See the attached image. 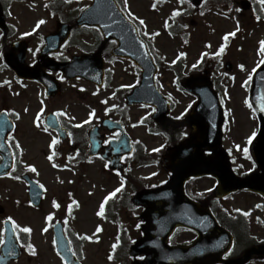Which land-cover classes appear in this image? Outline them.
<instances>
[{"label": "rangeland", "instance_id": "obj_1", "mask_svg": "<svg viewBox=\"0 0 264 264\" xmlns=\"http://www.w3.org/2000/svg\"><path fill=\"white\" fill-rule=\"evenodd\" d=\"M259 3L258 8L264 10V0H254ZM128 7L130 12L140 20H143L142 28L148 33L149 39L153 42L157 50V55L164 65H169L179 61L174 68V72H164L157 74V80L161 81V89L163 92L173 95L176 100L175 114H180L187 111L188 105L193 98L189 95L179 92L174 86L175 77L181 79L188 74H196L199 68L206 67L209 71L215 72L219 77V85L221 87L227 86V101L225 103V139L224 147L229 149L233 158L234 166L239 167V173L250 171L253 166L250 162L243 161V152L248 143L255 135L257 129L256 119L252 114V110L246 104V92L244 82L250 74V68L256 63L260 62L264 57L261 51V41H264V19L260 18L254 9L244 10L238 8L241 0H237V4L228 7L229 14L214 8L209 13L206 12L204 16L190 15L181 16V13L176 14L174 25L176 27V37H171L165 32V28L171 25L172 16L178 11L185 9L186 4H182L181 0H122ZM46 0H24L13 2L12 9L15 14L13 17L19 19L18 23L22 30L30 28L33 21L37 18L47 17L44 11ZM88 4L87 2L79 3L78 6ZM155 4V7L153 5ZM154 8L156 11H151ZM13 17L11 19H13ZM241 25V33L236 40L227 42L224 47L225 54L218 62V56L221 53V48L224 46L225 37L234 36L229 35L238 28L237 19ZM197 21L196 25L191 24V20ZM210 23H213L216 31L209 29ZM191 24V25H190ZM52 25V21L48 22V27ZM236 33V32H235ZM187 35V36H185ZM237 35V34H236ZM183 36L189 38V47L185 49ZM229 39V38H228ZM227 39V40H228ZM73 46L69 50L73 52ZM183 53L184 55H181ZM227 54V55H226ZM67 55L64 54V57ZM216 59L218 66L215 68L210 65V60ZM230 61L233 63V71L227 72L224 64ZM2 59L0 57V64ZM236 63V66H235ZM243 65L244 68L239 69ZM199 66L198 68H194ZM111 67L115 68L116 75L111 82L113 87L102 92L93 91V86L85 81L69 82L61 80L62 92L59 98L54 101L46 102L47 106L43 109L47 112L55 109H61L63 114H66L69 119L84 117L86 114L95 113L91 115L95 121L102 116L110 114L112 109L123 111L126 109L122 98L123 90L115 95V86L120 84L126 85L129 89L138 81L134 68L127 62H119ZM210 67V68H209ZM238 69V70H237ZM237 70V71H236ZM222 73H225L222 75ZM232 73V74H229ZM229 76H227V75ZM158 83V82H157ZM117 90V89H116ZM115 95V96H114ZM22 113V122L28 125L23 132L26 134L25 138L29 143V150L31 156L28 157L29 163H34L39 166V174L49 187L48 198L46 199V206L43 210H33L24 205L25 196L20 192V188L15 187V202L20 199L22 205H18L15 209L14 217L16 222L21 225L19 228L23 232L24 227H31V244L33 250L30 251V246L25 247V254L23 258L13 264H59L53 249V235L49 230L47 212H53L56 218L65 221L67 229L73 232L75 239L81 241L82 237L88 241L83 245V250L87 254L89 260L87 264H107L105 256L109 254L110 243V220L100 218L99 202L102 200L106 192H108L116 183H107V174L103 171V161L100 158H94L92 166L84 173L76 162H67V158H73V152L66 151L64 144L58 143L59 157L51 158V151L49 148L50 136L45 134H38L32 132V123L35 120L39 106L27 110L24 108L26 104L20 102ZM130 120L134 124L142 122L143 119L148 118L151 114V109L145 106L126 109ZM113 113V112H112ZM77 118V119H78ZM72 120V119H71ZM151 125L152 118L148 119ZM132 135L141 140V145L146 147V153L151 159V164L141 166L134 175L142 181L143 184H158L165 180L166 172L162 169L160 162L156 161L160 153L165 150L163 147L169 146L168 140L163 136L150 135L148 125L135 126L131 128ZM186 131H184L185 133ZM151 154L149 155V153ZM241 162H244L243 166ZM44 169V170H43ZM3 183V182H2ZM5 184V183H3ZM214 180L210 177H203L195 182H192L191 189L200 196H205L209 190L212 189ZM75 191V197L78 199V204L75 208H71L68 201L72 195L68 196L69 190ZM51 191V193H50ZM53 195L59 197L60 209L58 207L52 208L54 202ZM223 207L228 208L231 212L234 210H242L247 213L245 220L240 225L236 226V234L239 236L237 249L242 250L249 244L250 241L264 240V205L260 196L249 193H238L230 199L223 201ZM113 207L120 208L118 203ZM141 210L125 209L124 212L118 216L116 220L121 222L124 227L131 226L134 223L135 217ZM123 217V220H122ZM115 220V222H116ZM48 228L47 232L42 231ZM130 237L125 239V244L128 246L130 240L136 234H132L127 230ZM88 237H92L89 239ZM187 233H180L177 235L175 241L189 242L192 240ZM249 242V243H252ZM121 261V260H119ZM119 261L113 263L118 264ZM127 264H130L129 262ZM251 264H264V261H255Z\"/></svg>", "mask_w": 264, "mask_h": 264}, {"label": "water", "instance_id": "obj_2", "mask_svg": "<svg viewBox=\"0 0 264 264\" xmlns=\"http://www.w3.org/2000/svg\"><path fill=\"white\" fill-rule=\"evenodd\" d=\"M200 2L201 0H195L197 4ZM81 19H85L84 22L99 25L106 34L113 28L122 30L124 37L120 39L118 53L131 57L143 68L141 85L129 96V100L131 99L129 104L142 101L159 107L163 111L166 110L168 103L154 86L156 66L136 32H130V30L133 31L132 26L125 22L122 14L117 12L113 0H94V4L84 12ZM110 20L115 22L112 23ZM129 42L130 46L136 43L134 46L140 53L131 52L128 47ZM9 62L20 74L30 75L22 64L11 60ZM57 68L63 70L69 78L87 77L95 70L93 68V71H89V60L86 57H78L70 63L58 64ZM98 68H101V65ZM96 72L93 80L100 83L101 71L96 70ZM46 82L50 83L49 79H46ZM186 87L199 97L190 117L199 135L191 136L162 157L164 166L172 173L171 179L165 185L137 194L135 202L148 207L143 213L144 236L134 245L133 253L147 254L141 264H245L253 255L264 257L263 244L246 250L240 258L223 259L233 242L231 234L218 225L207 207H201L184 193V184L187 179L192 176L211 174L219 182L215 190L217 197L227 196L239 189H250L264 195V67L257 71L250 92L253 107L260 120L259 133L251 144V154L261 169L260 173L250 177H237L230 168L226 152L219 147L222 140L223 116L217 98L211 97L214 92L210 82L204 79H190ZM117 142L114 145L122 148L119 153H125L131 149L130 138L127 135L124 134ZM99 147L100 142L94 140L92 153H97ZM210 148L214 149L215 153L210 158H205L202 152ZM31 193H34L39 202L41 195L39 189L34 187ZM177 227L194 230L198 238L190 245L170 246L168 240ZM17 250L14 231L9 226L7 238L2 247L0 264H8L11 259H18L20 254ZM67 260L69 264H72L70 257H67Z\"/></svg>", "mask_w": 264, "mask_h": 264}, {"label": "flooded vegetation", "instance_id": "obj_3", "mask_svg": "<svg viewBox=\"0 0 264 264\" xmlns=\"http://www.w3.org/2000/svg\"><path fill=\"white\" fill-rule=\"evenodd\" d=\"M56 2L60 5L62 4V6H64L65 8L73 1L69 2L66 0H56ZM55 14H59L61 16L57 19H51V28H42L38 31V33L32 35H25V33H28V31H30V29L27 28L25 30H22L18 21H15L14 24L12 23L6 25L5 31L2 30V35L0 36V57L4 58V55H6L5 53L7 52H11L13 55H18L20 52L19 50L23 49L24 46H26L27 63L31 66H42L44 62L41 59V52L46 44V37L51 33L56 32L64 19L62 18L61 20V17L63 16L61 9H56ZM64 16H67L66 23L72 26V36H74L75 38L82 36L84 30L88 29L86 27H78L75 25L77 14L74 13V11L69 12V10H66ZM34 23L35 21H33L31 27L34 26ZM97 38L99 40L98 45L96 44V42L93 44L94 39L89 37V39L91 40V44L89 46H83L82 48L86 51L95 52L98 49L99 45L102 43L101 35L97 36ZM113 46L114 44L112 42L106 44L104 49L105 55L112 54ZM60 53L61 51L51 53L48 55V57L58 60ZM55 99L56 97L47 96L46 88L43 84L36 81L23 79L16 75L11 68L5 65H2V67H0V124H2L1 126L5 129V140L14 159L13 169L11 170L10 168L9 175L0 177V204L4 209V212L0 213V233L3 231L2 229L4 220L8 217H13L15 209H18L20 201L18 200L15 202V187L20 188L21 192L27 193L28 184L24 180V175L30 174L35 177L36 173H39V171L32 172V169L29 167L30 163L28 157L31 156V152L29 150V143L25 138L26 134L23 132L24 129L28 128V125L22 122L20 102L26 104L24 108L27 110L29 107L31 108V106L42 107L44 104L43 101L45 100L52 102ZM52 112L53 110H51L49 113ZM120 112L121 111L114 109L113 114L109 117L121 120L122 115ZM45 116V111L41 116H37V118L35 119L37 124H35V122L33 121L31 131L37 132L38 134H43L46 131L53 137H60L59 132L47 128L45 123ZM58 117L61 124L65 128V132L68 135L67 138L63 140L69 150L74 152L75 155L78 154V156L74 158V161L82 169V171L86 173L87 169L90 170L94 158L89 155V151L92 146L90 140L91 129L93 128L95 123L91 121L90 123L84 124L82 126H77L78 123H83V121L88 118L87 114L80 119L77 116L72 120H68L60 116ZM171 121L172 118L170 117V120L168 122L172 124ZM101 131L104 132V145L107 144L110 139L118 138L121 134L119 131H107L105 129ZM97 157H100L104 163L103 170L108 176L107 183L117 182V184H115L108 192L115 193V195H113V201L115 203H119L121 209H123L126 201H132L133 195L135 193L133 185L131 183V174L130 178H123V173L136 170L138 167H140L142 157L141 149L137 147L133 153L122 156L120 160L121 165L120 167L119 165H117V167L119 169H122L123 171L113 170L111 168L110 163L113 159V156L110 152H105V150H102L100 152V155ZM1 161L2 157L0 156V163ZM17 177H19V179H17ZM2 182L5 184H3ZM117 189H119V191H116ZM135 210L142 209L139 208ZM134 221L135 222L130 223L131 226L126 227V229L128 231L130 230L132 234H138L141 230L142 225L139 214L135 217ZM131 242L132 239L130 240V243ZM138 261L139 259H131L130 263L137 264Z\"/></svg>", "mask_w": 264, "mask_h": 264}, {"label": "snow or ice", "instance_id": "obj_4", "mask_svg": "<svg viewBox=\"0 0 264 264\" xmlns=\"http://www.w3.org/2000/svg\"><path fill=\"white\" fill-rule=\"evenodd\" d=\"M125 2H127V0H125ZM181 2H183V0H181ZM153 7H155V4L153 5ZM178 14V12H177ZM133 14L129 11V18H131ZM137 19H140L139 17H137ZM45 21L41 20L37 23L36 27L38 28L40 26V24H43ZM140 23L143 24L144 21L143 20H140ZM137 31H139V29H136ZM25 35H27V33H25ZM229 35H235V32L233 33H229ZM225 39H227V37H225ZM224 49L221 48V51H223ZM261 51L264 52V41H261ZM181 55H184L183 53H181ZM261 63H264V60L261 61ZM241 67H243V65H241ZM250 78V77H249ZM95 113H91L90 115H94ZM47 130V129H45ZM56 141L54 140L53 141V144H55ZM29 167H31L32 171L35 172L36 171V168L35 166H32L30 165ZM17 179H19V177H17ZM116 191H119V189H117ZM112 195H115V193H112ZM57 207H59V205L57 204L56 205ZM101 215H103V207L101 208V212H100ZM247 215V213H245ZM8 220L12 221V225H13V228L14 229H18L21 227V225H19L12 217H8ZM47 220L51 221L52 220V214H49V216L47 217ZM48 228H44L42 231L44 232H47ZM23 231L25 233H31L32 232V228L31 227H24L23 228ZM89 239H91L92 237H88ZM0 243H3V241H0ZM30 251L33 250L32 247L29 248ZM65 264H67V261H65Z\"/></svg>", "mask_w": 264, "mask_h": 264}]
</instances>
